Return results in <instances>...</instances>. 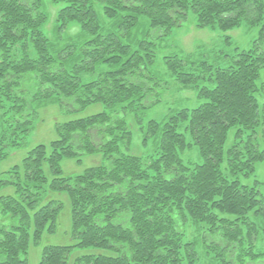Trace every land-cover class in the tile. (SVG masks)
I'll use <instances>...</instances> for the list:
<instances>
[{"label":"trees","instance_id":"trees-1","mask_svg":"<svg viewBox=\"0 0 264 264\" xmlns=\"http://www.w3.org/2000/svg\"><path fill=\"white\" fill-rule=\"evenodd\" d=\"M189 19L256 27V37L156 66ZM172 85L191 86L200 103L143 120ZM46 103L102 110L56 122L48 146L0 171V264H28L29 239L54 232L52 191L69 196L74 242L44 245L37 264H67L76 248L89 253L72 264H264V0H0V162L26 144ZM130 116L151 151H131ZM96 153L100 164L63 175V157Z\"/></svg>","mask_w":264,"mask_h":264},{"label":"rangeland","instance_id":"rangeland-1","mask_svg":"<svg viewBox=\"0 0 264 264\" xmlns=\"http://www.w3.org/2000/svg\"><path fill=\"white\" fill-rule=\"evenodd\" d=\"M73 29H76L73 27ZM256 27H248L246 25L221 32L216 28H197L193 20H186L181 26L173 28L166 37V41L158 48L156 66H161L160 58L164 54L176 52L183 57L195 58L204 54L205 57L213 55V52H223L231 54L234 48H247L252 39L256 37ZM70 33H73L70 32ZM225 36L228 37L225 41ZM212 51V52H211ZM222 54V53H221ZM170 90V91H169ZM175 90V91H174ZM200 101L196 98L195 91L191 86L172 85V88L166 89L162 92L160 102L151 106L143 115V120L148 118L161 117L168 108L171 107H194ZM167 108V110L165 109ZM102 110L99 104H91L83 110L66 111L59 107L58 104L46 103L38 109V122L31 130L26 144L17 149H11L8 156L0 162V171L6 170L11 166L21 162L22 157L26 151L38 144L43 143L49 145L50 140L55 138V124L56 122H63L66 120L84 117L94 114ZM135 118L130 116L128 118V125L131 126L132 135L130 141V149L135 154L147 153L152 150L150 143L143 145L141 142L142 133ZM230 133L229 137L230 138ZM196 149L191 150L189 155L192 159L197 158ZM100 154H90L82 156L80 161L73 158L63 157L60 160V167L63 175H75L81 173L84 169L90 166L98 165L102 162ZM255 175L261 181V190L264 193V160L256 164ZM49 197L61 203V208L56 217V227L52 233H43L37 244L33 242L31 237L28 241L27 260L28 264H37L41 255V249L44 245L58 244L70 245L74 242L71 234V214L70 201L66 192L52 191L49 192ZM89 253L86 249H72L67 264H72L74 259L82 254ZM203 255V253L200 252ZM205 257V256H204Z\"/></svg>","mask_w":264,"mask_h":264}]
</instances>
